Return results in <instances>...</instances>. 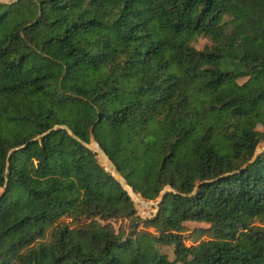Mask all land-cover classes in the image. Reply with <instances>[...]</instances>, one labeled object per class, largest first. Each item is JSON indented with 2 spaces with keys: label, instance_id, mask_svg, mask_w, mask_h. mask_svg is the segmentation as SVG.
Masks as SVG:
<instances>
[{
  "label": "trees",
  "instance_id": "trees-1",
  "mask_svg": "<svg viewBox=\"0 0 264 264\" xmlns=\"http://www.w3.org/2000/svg\"><path fill=\"white\" fill-rule=\"evenodd\" d=\"M257 125L264 0H0V264H264Z\"/></svg>",
  "mask_w": 264,
  "mask_h": 264
},
{
  "label": "rangeland",
  "instance_id": "rangeland-1",
  "mask_svg": "<svg viewBox=\"0 0 264 264\" xmlns=\"http://www.w3.org/2000/svg\"><path fill=\"white\" fill-rule=\"evenodd\" d=\"M205 42H206V39H200L197 43V46L202 47ZM257 128L263 130L264 126L263 125H257ZM95 146L96 145H94V148H95ZM107 164L108 163L105 162V165H107ZM107 170H109V169H107ZM109 171H111V170H109ZM124 187L127 189V187L125 185H124ZM127 191L129 192L128 189H127ZM129 194L131 195V197L135 203L136 209L138 211L137 215H139L140 217L145 218L146 216H149L151 214V212L155 211V205L157 204L156 201L148 202L145 200L147 203H142V202L139 203L138 200H136L130 192H129ZM112 222H113V224L117 230H119L121 228V226H124L127 231H130V224H131L130 221H122L121 220V221H112ZM185 225L189 228V230L186 233L190 237V240L187 241V244H190L195 240H201V239L205 238L204 236H202L201 233H198L197 231L207 228L208 225L206 223H204V222H190L189 221V222H186ZM142 226L143 225L141 224L140 228ZM161 250L164 253H167L171 259L174 258L173 246H162Z\"/></svg>",
  "mask_w": 264,
  "mask_h": 264
},
{
  "label": "water",
  "instance_id": "water-1",
  "mask_svg": "<svg viewBox=\"0 0 264 264\" xmlns=\"http://www.w3.org/2000/svg\"><path fill=\"white\" fill-rule=\"evenodd\" d=\"M4 1H6V0H4ZM71 134H72V131L70 130L69 131ZM94 145H98L97 143H94L93 145H91L90 147L92 148V149H94L95 151H97L95 148H94ZM259 153V151H257V152H255V154H254V157L257 155ZM253 157V158H254ZM110 160V159H109ZM111 161V160H110ZM113 175H114V177L118 180V181H120L123 185H127V186H129V188L132 190V191H134L133 190V188L127 183V181L122 177V175L120 174V172L118 171V169L115 167V172H113ZM126 189V188H125ZM127 189H128V187H127ZM126 189V190H127ZM129 193V192H128ZM130 195V194H129ZM131 196V195H130ZM163 196V195H162ZM162 196L160 197V198H162ZM132 198V197H131ZM133 200V199H132ZM161 200V199H160ZM159 202V201H158ZM157 202V203H158Z\"/></svg>",
  "mask_w": 264,
  "mask_h": 264
},
{
  "label": "bare ground",
  "instance_id": "bare-ground-1",
  "mask_svg": "<svg viewBox=\"0 0 264 264\" xmlns=\"http://www.w3.org/2000/svg\"><path fill=\"white\" fill-rule=\"evenodd\" d=\"M97 146V147H96ZM95 146V149L99 152V154H100V156L102 157V158H105V162L106 163H108V164H111L112 166H113V169L111 170L112 172H115V166H114V164L109 160V158L107 157V156H105L104 155V153H103V151L99 148V146L98 145H96ZM110 170V169H109ZM126 187H128V190H129V192L132 194V195H134V191H132L130 188H129V186H127L126 185ZM141 201H142V203H146L143 199H141V198H139Z\"/></svg>",
  "mask_w": 264,
  "mask_h": 264
}]
</instances>
